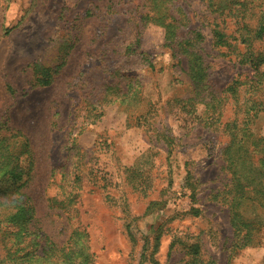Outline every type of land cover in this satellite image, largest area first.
<instances>
[{"label":"rangeland","instance_id":"374dc122","mask_svg":"<svg viewBox=\"0 0 264 264\" xmlns=\"http://www.w3.org/2000/svg\"><path fill=\"white\" fill-rule=\"evenodd\" d=\"M235 1L252 8L245 10V21L253 28L264 0ZM173 3L186 19L180 35L199 30L204 37L208 81L219 96L234 79L252 77L229 48L211 44L213 21L230 34L232 15L211 13L205 0ZM147 5L146 0H0V120L6 117L24 133L33 151V177L25 191L38 226L58 246L74 228L84 229L94 264H264V228L259 246L242 247L230 226L222 192L229 182L222 157L227 135L221 126L182 121L189 115L166 103L189 91L182 71L186 61L164 44V28L140 25ZM137 26L144 56L123 51ZM252 45L264 52V36ZM65 52L50 84L34 85L30 63L53 68ZM123 75L138 82L152 106L140 102L128 110L105 103L106 86L125 90ZM247 85L238 90V117L247 98L264 100V76L257 91ZM234 104L226 101L222 122L232 119ZM140 111H147L145 121L137 118ZM251 128L264 136V105ZM126 225L139 231L133 239Z\"/></svg>","mask_w":264,"mask_h":264},{"label":"trees","instance_id":"16d2710c","mask_svg":"<svg viewBox=\"0 0 264 264\" xmlns=\"http://www.w3.org/2000/svg\"><path fill=\"white\" fill-rule=\"evenodd\" d=\"M173 1L146 0L147 9L139 16L142 27L148 22L164 28V44L173 52L184 56L186 61V68L182 71L187 77L189 91L186 97H175L166 103L170 105L173 102L179 108L178 112L189 115L182 118V121H195L209 128L221 126V130L227 135L222 157L229 182L222 192L227 194L223 201L228 208L230 226L235 239L241 242L240 246H259L264 228V136L254 132L251 126L263 108L264 100L252 95L240 106V117L236 115L240 86L248 84L249 88L257 91L264 76V71L260 70L264 65V52L255 51L252 45L254 40H260L264 36V13L260 10L259 18L252 28V24L245 21V10L252 8H248L246 4L243 6V2L237 7L238 2L235 0H205L211 13L218 16L226 13L235 18L232 32H236L237 36L227 34L218 22L213 21L212 46L229 48L237 55L240 64L247 65L253 71L250 78L234 79L222 90L226 95L219 96L208 81L201 46L204 37L199 30H188L183 36L180 35V30L186 27V19ZM141 29L140 26L137 28L134 40L124 47V53L144 56V52L140 51ZM236 44L242 45L244 51H238ZM66 55L67 52L53 68L38 61L30 63L35 74L34 85L50 84L52 74L63 67ZM122 77L128 80L125 90L116 84L105 87L103 99L106 104L118 102L126 109L128 105L135 106L140 102L152 106L151 101L141 96L137 81L129 76ZM8 91H11L10 87ZM110 92L114 98L107 100ZM228 99L235 102L234 116L222 122L224 105ZM146 114L147 111H140L137 118L145 121ZM99 115L95 114L94 119ZM33 170L34 155L27 137L20 130L10 127L5 117L0 120V264H94L89 251L88 235L84 229L74 228L65 243L58 246L38 226L36 208L25 191L33 177ZM72 201L73 199L70 200ZM250 209L252 216H247ZM138 232L126 225V233L130 238L133 239Z\"/></svg>","mask_w":264,"mask_h":264}]
</instances>
